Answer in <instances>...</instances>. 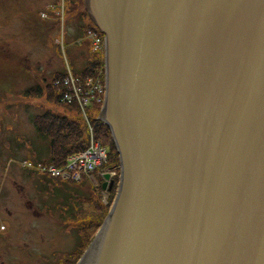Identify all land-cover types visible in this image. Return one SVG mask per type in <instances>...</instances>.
<instances>
[{
  "label": "water",
  "instance_id": "obj_1",
  "mask_svg": "<svg viewBox=\"0 0 264 264\" xmlns=\"http://www.w3.org/2000/svg\"><path fill=\"white\" fill-rule=\"evenodd\" d=\"M84 2L121 172L77 264H264V0Z\"/></svg>",
  "mask_w": 264,
  "mask_h": 264
},
{
  "label": "rangeland",
  "instance_id": "obj_2",
  "mask_svg": "<svg viewBox=\"0 0 264 264\" xmlns=\"http://www.w3.org/2000/svg\"><path fill=\"white\" fill-rule=\"evenodd\" d=\"M47 4L55 5L58 12L63 11L62 15L52 13L55 21L41 18L43 11L52 12L47 10ZM86 10L84 0H0V264H16L18 257L12 252L23 250L22 246L29 249L22 251L26 263H41L40 257L44 255L50 264H56L58 253L73 251L79 234H84L87 226L90 241L84 254L116 197L120 164L105 166L104 163L103 174L96 171L95 179L86 177V184L80 185L58 183L43 174H29L14 161L40 158L36 149L45 147L47 141L37 135L32 116L46 108H55L45 96L30 98L23 94L34 84L28 65L40 69L48 78L66 68L65 54L73 71L83 69L91 54L90 41L82 38L79 43L77 36L80 24L89 22ZM63 16L68 39L65 51L55 41L62 27L57 24V18ZM105 49L101 45L99 50L104 62ZM95 75L106 81L105 67ZM101 112L91 117L100 118ZM40 159L47 157L43 155ZM116 176L112 188L104 189L103 182L109 183ZM28 200L37 202L35 205L44 211L36 212L35 205ZM2 224L6 226L4 229Z\"/></svg>",
  "mask_w": 264,
  "mask_h": 264
},
{
  "label": "trees",
  "instance_id": "obj_3",
  "mask_svg": "<svg viewBox=\"0 0 264 264\" xmlns=\"http://www.w3.org/2000/svg\"><path fill=\"white\" fill-rule=\"evenodd\" d=\"M88 17L89 22L80 24V32L78 33V36H80L81 33L83 34L84 31L86 32L89 28H94L100 31L92 22L89 14ZM57 24L59 25L60 22ZM100 33L104 34L101 31ZM90 51V57L87 58L84 68L80 71L74 70L75 74L81 76L86 74L95 75L100 71L101 67L104 69L105 62L103 55H100L101 53L99 51H94L91 48V41ZM83 53L84 51H81V54ZM11 55L15 57V55ZM11 55L9 56L11 57ZM16 57L21 60L20 57ZM28 68L31 69V72L34 76V84L27 88L23 94L30 98H41L45 96L47 100L52 102L55 106V108H46L45 110H42L41 112L32 116V122L37 135L47 141L45 147L36 149V152L40 158L43 157V155H46L47 159L38 158L34 160H40L58 166L64 165L70 155L78 153L87 148L90 138L88 126L81 114L79 105L77 103H68L62 100L61 92L54 85V80L57 77L63 75L64 70L55 71L52 76L47 78L44 74H42L43 72H41L40 69H32L30 65H28ZM101 109L102 104L96 103L89 108V112L92 114V117L96 115L98 116L101 112ZM93 119L96 118L94 117ZM95 122H98L95 126V136L101 141L102 145L108 149V159L105 162V166L112 163L120 164L119 153L115 147L109 126L100 120H95ZM28 172L32 175L36 173V171L33 170ZM45 176L55 180L58 183L68 182L85 185L87 182V179L85 178L81 179L80 181H75L70 178L53 177L47 174ZM114 179V181L117 182V176ZM84 228L85 232L84 234H79V242L76 248H74L71 252L61 253L58 256V264H76L77 260L83 254L85 247L90 241L89 228L87 226Z\"/></svg>",
  "mask_w": 264,
  "mask_h": 264
},
{
  "label": "built area",
  "instance_id": "obj_4",
  "mask_svg": "<svg viewBox=\"0 0 264 264\" xmlns=\"http://www.w3.org/2000/svg\"><path fill=\"white\" fill-rule=\"evenodd\" d=\"M43 16H46V14H43ZM86 38L91 41V48L94 51H99L101 45L105 48V38L99 32L90 29L86 33ZM58 42L63 44V38H60ZM65 61L66 68L64 69V73L54 80V85L61 92L62 100L79 105L81 114L89 129V145L86 149L70 155L66 163L61 166L28 159L19 161V163L21 167L53 177L70 178L75 181L89 177L92 180L95 179L94 173L96 171L100 174L105 169L103 166L108 159V149L95 136V126L98 123L95 120H99L100 118L93 119L89 108L93 104L104 103L106 81L101 80V76L99 77V75L86 74L81 76L75 74L66 56ZM100 121L103 122L102 120Z\"/></svg>",
  "mask_w": 264,
  "mask_h": 264
},
{
  "label": "flooded vegetation",
  "instance_id": "obj_5",
  "mask_svg": "<svg viewBox=\"0 0 264 264\" xmlns=\"http://www.w3.org/2000/svg\"><path fill=\"white\" fill-rule=\"evenodd\" d=\"M28 201H31V200H28ZM37 203V202H36ZM36 203H34L33 201H31V205H35ZM43 203V202H42ZM41 204V203H40ZM46 204V203H45ZM37 205V204H36ZM35 205V211L36 212H41V211H44V208H39L38 206H36ZM42 205V207H43V204H41ZM22 248H23V250H20L19 252H12V254H16L17 255V257H18V259H15L16 261H15V263L16 264H21V263H24V264H29V262L28 263H26V261L23 259V257L25 258L26 257V255H25V253L24 252H22V251H24V250H29L28 248H25V246H22ZM4 252V251H3ZM61 253L59 252L58 253V256L60 255ZM8 255V254H7ZM9 256V255H8ZM58 256L56 257V260L58 259L59 260V258H58ZM11 257V256H10ZM31 257V256H30ZM12 258V257H11ZM27 258V257H26ZM43 261L41 262V263H34V264H50V259H48L46 256H42V257H40ZM58 260H57V263H58ZM4 261V260H3ZM24 261V262H23ZM5 262V261H4ZM56 263V264H57Z\"/></svg>",
  "mask_w": 264,
  "mask_h": 264
}]
</instances>
